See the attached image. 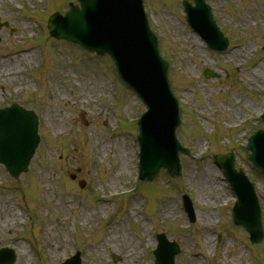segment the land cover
Here are the masks:
<instances>
[{"label":"rangeland","instance_id":"obj_1","mask_svg":"<svg viewBox=\"0 0 264 264\" xmlns=\"http://www.w3.org/2000/svg\"><path fill=\"white\" fill-rule=\"evenodd\" d=\"M182 1L143 4L179 100L175 136L190 152L179 155L181 177L161 170L129 193L143 103L116 80L107 55L44 37L48 17L77 1L0 0V22L8 24L0 29V53H35L0 81V107L15 102L33 110L40 136L26 173L14 179L0 165V248L15 251L14 264H60L76 250L81 264H154L159 233L179 244L175 264H264V238L251 245L231 223L235 195L212 159L234 154L235 166L254 183L264 228V175L245 150L264 109V0H204L228 39L222 53L192 31ZM205 69L219 78H205ZM122 163H128L123 174ZM209 169L217 180L207 176ZM182 195L192 201V224Z\"/></svg>","mask_w":264,"mask_h":264},{"label":"water","instance_id":"obj_2","mask_svg":"<svg viewBox=\"0 0 264 264\" xmlns=\"http://www.w3.org/2000/svg\"><path fill=\"white\" fill-rule=\"evenodd\" d=\"M79 1L82 10L71 6L70 11L61 18V23L56 25L58 36H55L77 43L90 52L96 51L99 55L108 53L114 57L123 81L136 90L150 108V113L140 122L142 144L146 149L142 179L151 180L161 167L166 168L170 175L178 176L180 169L169 144L179 124L176 103L168 91L166 65L155 56L153 37L141 18L139 0ZM195 1V8L186 5L189 22L200 33L216 34L213 47L223 50L226 41L213 27L208 8L202 0ZM193 15L201 16L203 22L195 20ZM131 69L133 72L130 74ZM206 75L209 76V72ZM157 98L162 99L165 105L169 103L166 108L162 109L157 104ZM36 134V120L30 113L17 108L0 113V162L14 176L26 171L38 142ZM165 143L168 145L164 149L161 144ZM248 149L253 165L264 172V131H259L250 139ZM215 161L224 169L238 197L234 221L245 225L253 240L259 241L262 231L252 184L240 172L233 170L232 155L216 156ZM158 240L156 264H173L177 248L168 243L163 235ZM14 260L12 251L0 250V264H12ZM66 264H79V260L77 257L71 258Z\"/></svg>","mask_w":264,"mask_h":264},{"label":"bare ground","instance_id":"obj_3","mask_svg":"<svg viewBox=\"0 0 264 264\" xmlns=\"http://www.w3.org/2000/svg\"><path fill=\"white\" fill-rule=\"evenodd\" d=\"M21 60H26L28 63H31L32 61H34L35 60L34 51L20 49V50H15V51H9L6 53H0V81L1 82H4L6 79H8L12 75H15V73H19L18 65L20 64ZM15 63L17 64L15 65ZM256 71L258 72V67H255L252 73H255ZM125 167L126 168L128 167V163L127 165L122 163L121 165L122 174L124 173ZM121 173H119V175H121ZM216 174L217 173L211 169L207 171V176H211L213 181L217 180ZM212 186L214 185L212 184ZM202 191H205L204 186L202 187ZM104 201L105 200H102V202ZM191 264H200V263L198 261H194Z\"/></svg>","mask_w":264,"mask_h":264}]
</instances>
